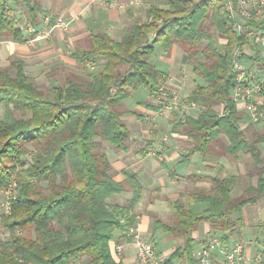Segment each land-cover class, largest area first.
I'll use <instances>...</instances> for the list:
<instances>
[{"label":"trees","instance_id":"obj_1","mask_svg":"<svg viewBox=\"0 0 264 264\" xmlns=\"http://www.w3.org/2000/svg\"><path fill=\"white\" fill-rule=\"evenodd\" d=\"M225 2L154 0L146 17L134 20L118 40L106 32L90 31L85 36L87 47L77 46L75 55L80 63L104 56V65L88 78L68 73L50 92L36 87L21 57H10L14 74L0 66V104L5 107L0 117V189L16 182L10 213L0 220L7 230L0 234V264H124L113 257L109 241L117 231L135 225L133 209L140 186L130 177L135 183L132 196L122 203L115 200L125 184L111 175L107 151L96 148L105 141L118 151L128 150L132 139L120 106L140 86L156 101L167 78L151 60L156 43L166 52L180 45L198 81L187 96L198 104V114L173 126V131L189 138L183 160L195 153L235 157L249 153L251 172L258 179L234 196L231 190L238 176L223 166L214 176L199 175L210 180L209 186L169 198L170 219L155 218L152 230L182 240L165 264L176 260L198 264L192 233L201 221L210 224L213 234L229 239L239 222L234 215L264 197V164L257 146L264 141V130L250 137L239 125L241 113L231 96L232 50L248 41L233 29ZM43 12L42 0H0V38L26 41L21 16L36 25ZM248 24L264 28L263 23ZM219 36L225 41L219 43ZM245 57L264 70V57L255 52ZM151 106L158 109L157 104ZM220 136L228 140L226 148L214 147ZM28 154L27 161L23 157ZM195 202L207 206L194 211Z\"/></svg>","mask_w":264,"mask_h":264},{"label":"crops","instance_id":"obj_2","mask_svg":"<svg viewBox=\"0 0 264 264\" xmlns=\"http://www.w3.org/2000/svg\"><path fill=\"white\" fill-rule=\"evenodd\" d=\"M151 1L154 0H42L43 13L59 14L70 20L67 32L60 33V30L56 29L48 38L49 40L46 38L34 39L31 32L24 34L28 39L23 42L1 40L0 52H4L6 55H12L13 53V55L19 56H26L30 52L42 56L45 52L50 53L51 50H57L58 52L61 46L65 44V38H67V44L69 41V45L76 44L77 46V40H81L82 37L85 39V36L90 31L106 32L118 40L134 20L146 17V10ZM160 6L163 5L160 4ZM56 8L59 11H56ZM153 35V31L149 33L150 38ZM157 44L159 43L155 44L156 56L152 57V62L158 70L167 75V78L177 79V85L182 88L183 77L185 76H183L184 70L183 72L179 70L187 62L183 49L174 44L168 53L161 48L160 44V47ZM75 50L73 49L71 56H67V63L74 64L77 62ZM67 52L71 53L68 49ZM101 58L105 59L104 56L94 57L93 59ZM154 101L153 98L148 96L144 103L139 102L131 105L132 102L128 101V98L124 102V111L121 119L130 129V136L134 143L143 141V148H139L136 143L138 148L132 149L129 147L126 151H120L123 155L113 154L116 155L113 158H111L110 153H116L115 151L118 150L110 146L107 151L111 161V175L117 180H122L125 184V190L121 194H117L119 203H122L126 198H130L133 194L135 183L129 179L130 177H134L140 186V197L133 212L136 218L135 225L148 238H150V231H153V222L150 220L152 216L156 215L157 211L153 208L155 201L165 196L166 203L169 205L167 206L168 212H172L168 199L173 198L175 191L179 187L204 186V182L209 180L205 177L203 179L199 175L214 176L218 173L220 167L223 166L225 171L238 176L237 184L231 190V195L234 196L233 192L237 191L236 195L241 194L247 186L256 185L258 179L256 174L251 172L253 165L245 171L239 162L235 163L240 158V155L244 153H240L236 157L224 153L219 155L210 153L207 156L195 153L188 161L183 160V154L187 150L185 143L188 144L189 138L173 131L176 114L173 112H157V109L151 106L156 103ZM129 104L130 106H128ZM237 108L241 112L239 120L241 128L244 130H264V126L247 120L245 109L242 106L237 105ZM190 115H193V113H190ZM160 126L165 132L161 136L156 137V134L150 129H156ZM220 139L221 136L217 138V141H220ZM160 140L161 142L158 144ZM227 144L228 142H224L222 148H226ZM262 144H264V141L257 143V146L264 159ZM187 146L189 147V145ZM152 147L155 149L153 150ZM234 166L235 168H233ZM191 174H196V177L188 178L187 176ZM255 181L256 183H254ZM145 192L153 194L152 197L154 198L146 199ZM146 203L151 208L147 207L144 210ZM195 203L203 204V208L207 206L206 202ZM234 216L239 218V222L229 235V239L239 240L243 245V253L248 257L253 256L258 251L264 252V197L258 198L254 203L244 206L241 212ZM157 217H161L159 212L156 215ZM213 232L207 221H201L192 233L193 250L200 248L206 238ZM118 245L121 246L120 249L117 248ZM109 247L116 260H121L124 264H138L136 257L137 248L132 237L117 231L116 235L109 241ZM156 250L165 257L172 251L160 249L157 242ZM215 255L219 259L222 258V254L218 251L215 252ZM75 264L81 263L76 261Z\"/></svg>","mask_w":264,"mask_h":264},{"label":"built area","instance_id":"obj_3","mask_svg":"<svg viewBox=\"0 0 264 264\" xmlns=\"http://www.w3.org/2000/svg\"><path fill=\"white\" fill-rule=\"evenodd\" d=\"M225 6L232 19L235 32L247 39L244 47L235 46L232 50V71L234 74L231 96L236 106L245 109L248 121L264 126V70L259 69L245 57V53H257L264 57V28L251 27L249 22L264 24V0H226ZM70 20L62 15L45 12L39 24L28 22V31L34 39L48 38L56 29H66ZM247 48V50H246ZM244 60L249 65L244 64ZM88 65L92 63L87 60ZM179 86L171 78H166L156 98L157 112H173L175 122L183 121L190 114L193 103L181 96ZM16 182L0 189V209L3 214L11 210V198L16 195ZM122 233L133 238L136 245L138 264H165L166 257L156 250V241L145 237L136 225H127ZM121 248L120 245L117 246ZM222 254L218 258L215 252ZM198 264H264V252L258 251L248 257L243 253L239 240L224 239L219 235H209L202 246L193 250Z\"/></svg>","mask_w":264,"mask_h":264},{"label":"rangeland","instance_id":"obj_4","mask_svg":"<svg viewBox=\"0 0 264 264\" xmlns=\"http://www.w3.org/2000/svg\"><path fill=\"white\" fill-rule=\"evenodd\" d=\"M56 11H59V9L56 8ZM18 13L20 14V13H22V11H19ZM21 20H22V28H23L24 34L29 33L30 31H28V28H27L29 19L26 18L25 16H21ZM59 30H60V33H66L67 32V28L66 29L59 28ZM48 38H46V39L49 40ZM1 40L8 41V40H12V39L0 38V41ZM223 41H225L223 36H219L218 42L221 43ZM76 43H77V46L79 45L82 47H87V43L83 37L81 38V40L80 39L77 40ZM77 46H76V44L69 45V41L67 44V38H65V44L63 46H61V49L58 52H57V50H51L50 53L45 52L44 54H42V56H38L37 53H30L29 52L30 54L27 53L26 56H22V55L21 56L15 55V56H19L24 60L25 72L34 81L36 87L41 89V90H44L45 92H50L54 85H57V84L62 83L64 81L65 76L68 73L76 74L80 78H88L89 74L92 71H95L104 65V62H105L104 58L91 59L92 63L90 65H88L86 63L87 61L85 63H80L77 58H76V60H77L76 63H74V64L67 63V56L68 57L71 56L73 53L72 52L73 49H76ZM157 46H159V44H157ZM178 46L182 49V47L180 45H178ZM67 49L71 53H68ZM246 50H247V48H246ZM58 53H60V54H58ZM12 55H13V53H12ZM12 55H6V53L0 52V66L7 67L9 72L11 74H14L15 70L10 65V57ZM155 56H156V54H155ZM244 64L249 65V63L245 60H244ZM183 70H184V72H183ZM179 71L183 72V76H185V77H183L184 80H183L182 88H180V85H178L179 90L181 91L180 94L182 97L187 99L188 94L194 89V87H195L196 83H198V81H196L194 79L193 74H191L188 61ZM172 77L174 78V76H172ZM172 81H173V84H175V83L177 84V82H178L177 79H173ZM190 89H192V90L190 91ZM148 96H149V94H148V91L146 90V88L143 86H140L139 88H137L136 90L133 91L130 98H128V101L130 100L132 102L131 105H133V104H137L139 102L145 101L148 98ZM154 102H156V101H154ZM128 106H130V104ZM120 107L123 109L124 105H122ZM198 109H199L198 104H196V105L193 104L192 107L189 109V111L191 114L192 113L198 114ZM220 109L221 108H219V110ZM4 113H5V107H4V105L0 104V117H2L4 115ZM14 114L20 115L18 111H15ZM150 131H153V133L156 134V137L161 136L165 132V130L162 129L161 126L157 127L156 129L152 128V129H150ZM245 132L247 133L248 136L251 137L257 131L245 129ZM167 134H168V132H167ZM169 138H170V136H169ZM96 140H100V138L97 137ZM160 142H161V140L158 142V144H160ZM224 142H228V140L226 139V137L221 136L220 141H217V143L214 147L222 148V145ZM136 143H137L139 148H143V144H144L143 141H140V142L136 141L134 143L133 140L130 142L129 147L132 149L138 148L136 146ZM187 145L188 144L185 143L186 148H188ZM110 146L111 145H109L105 141H101L100 145L98 144V148H96V149L100 148V149H105L106 151H108ZM261 147H262V149H264V144H262ZM154 149L155 148H153V150ZM115 152L116 153H113V152L110 153L111 158H113L116 155H123L122 152H120V151H115ZM113 154H116V155H113ZM29 158H30L29 154L23 157V159H25L27 161L29 160ZM239 159H238V161H235V163L239 162L241 164L243 170H245V171L250 169L251 165H253V161H252V158H251L249 153L241 154ZM263 164H264V159H263ZM233 168H235V166ZM209 182H210V180H207L204 182V184L206 186H209V184H210ZM254 183H256V181ZM43 184L45 185L46 183L44 182ZM192 189H194V187H192V186H188V187L181 186L177 189V191H175L173 198L177 197L180 192H187L188 190H192ZM159 191H160V189H159ZM232 194L236 195L237 191L233 192ZM145 195H146V199H148V200L150 197L153 196V194L147 193V192H145ZM117 197L118 196H116L115 200L117 199ZM1 198H2V193L0 192V199ZM152 198H154V197H152ZM117 200H119V199H117ZM166 202L167 201H166L165 196L164 197L162 196V197L158 198V200L155 201V205L153 206V208H155L157 210L156 215L159 212L163 219L169 220L172 212H168L167 206H169V205ZM147 207L151 208V206L146 203L144 210H146ZM203 207H204V205L201 203H194L191 205V208L194 211H200V210H202ZM2 214L3 213L0 209V220H1ZM156 215L151 217V220H150L151 222L154 221V219L156 218ZM0 234H2V235L7 234V230L2 228L1 224H0ZM149 237L151 239H154L157 242V244L159 245L160 249H162V250H164V249L172 250L175 245L182 243L181 239L173 238L161 229H159L157 231H150ZM166 256H167V254H166ZM175 264H182V263L176 261Z\"/></svg>","mask_w":264,"mask_h":264}]
</instances>
